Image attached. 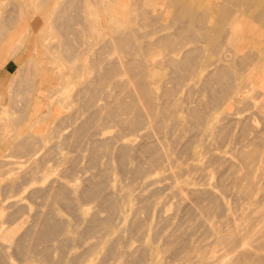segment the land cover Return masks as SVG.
I'll return each instance as SVG.
<instances>
[{
  "label": "bare ground",
  "instance_id": "bare-ground-1",
  "mask_svg": "<svg viewBox=\"0 0 264 264\" xmlns=\"http://www.w3.org/2000/svg\"><path fill=\"white\" fill-rule=\"evenodd\" d=\"M122 1L120 7L124 6L126 2L130 1L129 3H131V0ZM255 1L256 0H224L222 5L224 6L226 16L220 28L219 26H214L216 21L213 19V15L216 14H214V6L212 4L208 5V11L200 9L201 7L196 4V0H160L144 9L143 14L146 15L148 22L153 25V33L155 31L159 32L150 43L153 42L159 46H166L172 43V46H170L168 50V54H166L167 57H164V60L168 67L170 66L169 68L172 69V78L175 82V86H161V88L153 87V81L150 83L147 79L150 74V69L148 68L149 63H147L144 58L135 56L136 50H146L148 44L145 45L138 41L139 36L134 32L135 29L132 28L133 26H130V17L128 16L129 19L125 18L128 14L123 18L122 22H120L121 19H118L116 25L111 29L112 32L106 44L104 43L103 46L101 44V46L98 45L94 47L90 46V43L95 42V38L91 39L90 36L93 35L92 33L95 34V32H91L89 20H84L83 25L81 24L79 1H61V5L57 8V17L55 19V26L53 27L58 30L57 32H59L61 39L56 46L54 45V49L57 50L61 59L70 63L69 67L71 71L74 70V72L76 71L77 74L79 73L80 76H83L93 69L94 74L91 73L92 76H88L87 73V77L80 80L79 86L73 92V96H76V98L71 96V99L75 98L73 100L74 103H76V101L78 102L76 99H79L80 102L78 103H81V105L76 107H78V111L82 107L84 110L82 114H85V116L84 118H80L81 120L79 116L75 117L74 115L76 114L74 113L77 109H75L74 105H72L74 106V108H72L73 110L71 108L68 109L69 111L71 109L74 115L69 111V113H66L69 115L71 114V117L74 121L76 120L75 122L77 123L70 126L72 128H70V130L68 129L69 132L67 131L68 134L66 133V136H64L65 133L61 135V138L58 139L59 145L57 144V148H65L67 144L70 146H78L82 141H85L84 143H86L87 146L86 150L88 151V156L85 157L88 158V165L91 168L90 170L87 169V167H85L86 163L82 165L86 170H89L90 173L92 171L93 173L91 176L87 174L88 177L85 176V178H80V182H76L74 185H70V183L67 182L70 178H67L68 180L65 182L61 181V179H55L52 184L47 181L48 183H46V185L48 186V184H50L48 186V192H46L47 190L44 187H42V189L44 188L45 191L43 190V192H41L40 188L37 189V186H32L33 188L35 187L34 190H36V192H33L34 190L32 187L31 189L33 191L30 192L36 193L38 198L40 192V196L43 195L42 193H44V195L47 194L48 197L46 198H48L47 202L49 207L46 204L48 208L44 209V206L41 205L43 209L39 211L33 207L36 213L33 214V211L32 213H28L31 214L29 217L30 219L32 217V220H28L27 215L22 216L27 219L24 220L23 218V220L21 219L22 221H27L31 224H29L22 233H19L20 235L15 234L17 236L16 238L12 235L11 244L9 245V251L13 249L11 253L14 252L18 256H24L27 252H30L27 244L28 238L31 237L35 239L33 240L35 245L41 243L44 245V248L41 250L36 246L31 249L32 252L40 251L42 253V256L35 260V264H86L91 247L99 246L103 241L102 238L110 234L111 227L114 226L116 222V217L123 211L131 210L133 212L134 222L137 227L141 228L146 224L147 218L161 215L162 211L166 209L167 203L170 202L175 204L176 210L178 209L184 212L183 215L186 219L192 220L198 217L202 218L201 222L205 225L203 226L205 238L203 247H207V251H205V255L202 259V264H264V133H262L264 130L260 133V127L258 129V127L250 121L252 117L251 112L249 113L250 115H246L248 114L246 113L245 116L237 117L239 128L242 127L240 129L241 131L239 130V135L234 134L241 139L239 138V140L233 136L234 140H238L237 142L240 141L239 144L237 143L238 150L234 153L233 157L224 159H222V154L212 153V144L209 143L208 140L214 137L216 143L220 144L219 139L222 138L223 142H228L232 138L231 136L229 138L231 134L224 132L227 125L218 124L217 119L220 118L223 113L231 109V104H236L237 102L246 103L245 106L249 104L250 98L248 91L251 90V87L248 86V83L254 81L257 77L259 79L258 88H260L256 89V93H260L258 96H263L259 98H264V77H262L258 71L249 76L251 73L249 70V67H251L250 64L253 65L257 55L255 56L252 49L248 51L246 48L247 51H244L245 47L250 46L253 41L255 42L257 36L259 39H264V27L261 28L262 30H258L253 23L255 20H248L245 16V10ZM127 6L128 5H125L124 7ZM191 15H193V19L190 18ZM263 15L264 11L260 13V17L256 20H261V16ZM164 16L168 19L170 18V21H167V24L165 23L166 21L162 22V24L164 23L163 25L157 23L159 18ZM186 16H189L188 20L187 18L185 19ZM125 19L129 24L124 21ZM223 26L227 27L225 33L223 32ZM26 34L27 32L21 34L20 39L24 40ZM84 35H87L88 40L84 39ZM12 39L13 37L10 38V42ZM190 41H202L206 43L208 51L216 55V59L208 63L205 60L207 59L205 56L204 59L202 58L203 55L201 53L203 52V44L188 46ZM56 42L58 41L56 40L54 43L56 44ZM222 45H228L226 51L221 50ZM113 46L120 50L121 54L117 59H113V57L107 59L108 56L104 57L105 53L106 51L110 52L109 50H112ZM230 47H232L233 50ZM4 51L5 48L1 47L0 52ZM90 53L93 54L91 59L89 57ZM76 60H79L80 64L79 61H77L75 65ZM89 61H91V63H89ZM250 61L252 63H250ZM256 61H258L257 65H260L261 62H259V58H256ZM34 63V56L30 54L19 66L17 71H15L17 73V78L15 79L12 77L13 80H10V82L12 81V87L10 85L7 86H10L14 91L12 93V89L8 88L11 93L9 96L10 98H8L9 104L7 103V107L12 105L14 110L16 108V110H20L19 113L22 112L20 113L22 116L26 115L25 113L23 114V112L30 107V109L26 111L27 115L30 116V114H34V116L26 126L21 123H19L18 127L15 125L14 135L10 134V137H4L3 135L5 132L0 135V149L1 145L7 140L11 142L8 147L9 153L2 155L3 153H1L0 150V167L5 165V163H12L9 160L11 159L10 156H30L35 153L34 149L36 150L38 148L33 146H36L34 143L38 140L39 146L41 147L40 138L42 137L37 135V132H33L39 129L38 127L36 128V124L39 121V112H33L31 107L34 93L39 89L46 88L45 86H47L49 82L45 79V72L41 77L40 83L37 84L36 73L32 72V68L37 67H33ZM88 63L91 64L92 67L89 66ZM89 67H91L90 71H88ZM47 70L51 71L49 68ZM246 70L250 71L248 74L250 79L240 83L243 77L242 73H244V71L246 73ZM261 70L264 71V69ZM140 71L141 73L139 74ZM31 72L35 75H32ZM117 73H125L127 77L136 73L137 78L133 81L134 83L129 78L127 80H114ZM51 79L54 78L51 76ZM188 79L200 85L199 88H185L187 89L185 91L188 93L193 88L196 92L197 99H195V96H190V94L195 95L192 91L189 93V98L177 95L178 91L181 90L179 87ZM108 83L116 85L115 87H117L118 90L114 95L110 93L112 96L109 97L111 98H105L104 101L106 103L104 105H102V102L99 103V106H102L101 108L98 106L96 100L99 96L104 99V97L100 95L103 91L106 92L105 94L107 95L108 89H104ZM198 91L206 94V97L198 98L199 93H201H198ZM75 93L76 95H74ZM185 96H188V94ZM191 98L194 99L190 100ZM2 99V93H0V105H3L1 104ZM71 99H69V101ZM16 100H18V102H16ZM257 101L258 103L254 101L257 104L253 103V107L255 106L253 114H258L264 119V110L262 109L264 104L262 103L263 107L261 108L259 100ZM14 104H16L17 107L14 106ZM3 106L5 107V105ZM240 106H237V108H240ZM245 106L243 107L245 108ZM92 107L94 108L91 109ZM243 107L240 110L244 109ZM256 107H258L259 110ZM12 108L10 107V109ZM63 117L66 116H62L58 119H62ZM19 118L22 119L20 115ZM76 118H78L79 121H77ZM11 120L18 122L19 119L11 118ZM73 120H71L72 123ZM40 121L42 120L40 119ZM7 122V124L2 125H8L9 121ZM56 122L62 123L61 120ZM12 123L14 126L15 123ZM240 123L242 125H240ZM63 124L64 122L61 124L60 128ZM65 124L67 125V123ZM57 125H59V123ZM107 125L116 127V133L114 132L116 135L114 134L111 136L108 134L106 137L99 135L102 133L103 127ZM7 127L1 129L6 131L4 129ZM262 127L261 129H263ZM57 130L55 131L57 132ZM250 130L253 131V135L255 134V136L248 135ZM39 132L40 131H38V133ZM35 135H37L38 140H35ZM54 136L56 137L57 135ZM64 137L65 139L63 140ZM58 140L54 138L53 141L56 143ZM114 140L116 144H114ZM52 145L48 146L55 149L54 145ZM48 146H43V149H48ZM81 146H83V144L78 146L79 149ZM79 149L77 151L81 152V149ZM68 150L71 151V153L72 150L74 152L76 151L72 149V146L68 148ZM46 151H49L50 154L52 153L49 149ZM42 152L39 155L40 157L45 154L49 155V157L45 155V161L50 158L49 153L44 152V154ZM58 152L59 151H57V153ZM66 152L64 151L63 155H65ZM68 153L66 155L67 159L70 155ZM75 154L80 157V154L76 152ZM72 155L74 154H71V157H73ZM206 155H209L207 163L219 161V165L222 166L221 170L217 173L216 181H212L214 175L210 171H206V166L199 163V160ZM39 156L36 157L38 158L37 160L40 159ZM104 156H106L105 161L102 160ZM4 157H6V159ZM52 157L54 158V156ZM55 158L57 157L55 156ZM63 158L64 157L61 156L59 159ZM42 159L44 160V156H42ZM42 159H40V162H43V165H45ZM67 159L64 160L65 163L63 160V163H60L63 166L68 161L66 165L68 167L67 171H62L61 173L63 175L67 173L66 175L70 177L74 175L76 171L75 161L77 159L79 160V158L74 155L72 158L74 161H71L70 164L69 161L71 158L69 160ZM78 160L76 162H78ZM12 161L15 160L12 159ZM23 161L25 162V160ZM53 161L51 162V166L53 165ZM62 161L59 160V162ZM38 162L33 160V166L35 165L34 163L39 165L40 162ZM172 164L174 165V169L169 175L174 177L173 184L166 182L164 185L156 184L147 189H136V186L139 185L136 179L141 180V178L146 177L149 173L166 169L167 166H171ZM78 165L80 166L81 164ZM79 166L77 168H81ZM39 167L44 168L42 166ZM63 167L65 168V166ZM12 168L13 167L10 169ZM34 169L35 167L33 168V172L35 171ZM9 170L5 171L7 172ZM25 170L29 171L28 168ZM83 170L84 168L82 171ZM30 171L27 172L29 174L25 175L38 178V174L33 176V172L30 174ZM17 174H20V172ZM22 174L20 177H22ZM119 174L120 176L126 175V178H129V182H125V184L122 183V176L119 177ZM25 175H23L25 177H23L24 181H28ZM12 176H14V173ZM74 176L77 177L79 175ZM60 177L66 180L67 176ZM161 179L162 176H158L157 179L151 180L152 182L148 180V183L161 182ZM133 181L137 182L134 186L131 184ZM8 183L10 182L7 181V183H2V186H8V189L12 188L11 192L13 193L14 187H16V189L20 188L17 187L20 186L18 184L19 182L17 186L16 184L11 186L12 184L9 185ZM146 183L147 182L144 184L147 185ZM38 187L40 186L38 185ZM166 188H170L171 193L165 194L164 190ZM31 189H28L27 192ZM37 190L40 192L38 193ZM0 191V195H4L5 192H8V190L5 191V189V192H3L2 189ZM2 195L1 197L3 198L4 196ZM25 195L23 194V196ZM30 195L33 196L35 194ZM44 197L41 196V198ZM31 200L28 202L32 203L35 201ZM9 201L11 202V200ZM9 201L6 205L10 203ZM21 201L15 203L19 204L16 208H13L16 205L12 206L13 211L16 210L21 213L22 209L20 210L19 208H23L25 205L23 204V206H21ZM85 201H95L98 206H100V209L107 211L106 215L101 216L98 211L95 210L90 215L86 216L85 209L82 207ZM47 202L45 200V203ZM56 204L59 208L62 207L73 213L77 217L78 223L81 225L75 229L73 242L80 243L85 238L92 236L97 237L98 241L92 244L90 248L87 247L81 252H74L73 256L69 257L67 254V242L70 240L67 235L69 224L66 219L60 215L59 210L56 209ZM11 205L9 206L11 207ZM36 206L37 204H35V207ZM10 210L9 208V210L6 211L8 212ZM13 211V215H9L11 213H8V216L4 215L3 219L9 220V217L11 218L12 216L13 218L11 219H14V217H17L15 214H20L16 211H14L16 212L14 214ZM22 211H24V209ZM24 212L26 213V211ZM142 212L146 213L145 218L141 216ZM3 219L2 222H4ZM9 221L12 222L13 220ZM9 221L6 223V226L11 223ZM197 229L198 226L194 224L182 231H174L172 235L166 236L163 249L170 252L172 257L181 259L180 263L183 264L190 259L197 258L198 256L194 255L195 252H192V246L191 243H189L190 235ZM6 230L9 229L6 228ZM59 236L60 242L56 248L58 250V257H55L52 255L53 248L50 247L49 243L53 242L54 239ZM104 242L105 255L107 258L112 259L111 264H149L151 248L140 247L138 249H133L129 246H124L120 236L106 238ZM73 245L74 244H72V246ZM4 251L6 252L7 250ZM199 251L200 250H198V252ZM5 252L0 256V264H8V256Z\"/></svg>",
  "mask_w": 264,
  "mask_h": 264
},
{
  "label": "rangeland",
  "instance_id": "rangeland-1",
  "mask_svg": "<svg viewBox=\"0 0 264 264\" xmlns=\"http://www.w3.org/2000/svg\"><path fill=\"white\" fill-rule=\"evenodd\" d=\"M61 1L62 0H0V44L6 43V45H3L2 47L7 49V51L4 52V54L3 53L2 54L4 56L9 55V58L7 60H4V59L2 60V58H0V73L2 71L3 72L7 71V72H5V75L0 78V92L2 93V98H3L1 100V104L5 105V107L3 105H0V135H2L4 132H5L3 135L4 137L5 136L10 137L11 135H14V133H15L14 128L16 126L18 127L19 123L24 124L26 126L30 123L31 118L34 116V114H30V116L27 115L26 111H28L30 109V107H29V109L25 110V112H23V114L24 113L26 114L24 116H22L20 114L22 112L19 113L20 110H16V108L14 110V108H12V105H9V107H7L9 104L8 98H10L9 97L10 93L14 92L13 89L11 88L12 87L11 86L12 81L10 82V80L12 79V77L15 79L17 78V73L15 71H17L19 66L27 59V57L30 54H32L34 56V61H35L34 64L35 65L33 64V67L37 66V67H34L35 69L32 68V72L36 73V75L31 72L32 75H35L37 77L36 78L37 82H38L37 84L40 83L41 77L45 72H46L45 73L46 74L45 79L49 82V84H47V86H45L46 88L39 89L38 91H36L34 93V100L40 101L41 106L39 109V116H38L39 121L36 124V128L38 127L39 128L38 131H40V132L39 133H38V131H33V132L34 133L37 132L36 134L40 135V137H42V138L39 137L40 141H41V147L39 146L38 137H37V135H35L34 136L35 140L36 139L38 140V141H36V143H34V145H36V146H33L35 148H38L36 150L33 148L35 153L31 154L30 156H28V155H21V156L16 155L15 157L10 156L11 159H9V160L12 163H8V164L5 163V165L0 167V172L2 170L1 175H0V182H1L0 190L2 189L3 192L8 190V192H5L4 195L1 194L2 196H4L3 198L0 195V256H1V254H3L5 252L4 250H7L5 252V254L7 253V256H8L7 257V263L8 264H35V262H36L35 260H37L39 257L42 256V253L40 251H38V252H32L31 251V249L34 246H36L40 250L44 248L43 243H41L39 245H35V242H33V240H35L34 238H31V237L28 238L27 247H29L30 252H27L24 256H18L14 252L11 253L13 249L11 251H9V249H10L9 245L11 244L12 235H14V238H16L17 236L15 234L20 235L19 233H22V231L29 224H31L30 222L26 221L27 222L26 223L25 221H22L23 218H24V220H27V219H25V217H22V216L27 215L28 220H32L33 218L31 217V219H30V217H29V216H31V214H28V213H32V211H33V214H35L36 210L34 208L38 209V211H39V210L43 209L42 208L43 206H44V209L49 207V204L47 202L48 198H46V197H48L47 194L44 195V193H42L43 195H41V196H43V197L45 196L44 198H41V196H40V194H41V192H43L44 188L47 190L46 192H48V189H49L48 186L50 184L54 183L55 179H58V180L61 179V181L65 182L68 180L67 178H70L67 182L70 183V185H74L76 182L77 183L80 182V180H81L80 178H85V176H87V174H88V176H91V174L93 173L92 169H94V168H92L91 169L92 172L91 173L89 172L91 167H89V165H88V158L85 157V156H88V153H87L88 151L86 150L87 146H86V143H84L85 141H82L83 143L81 142V144H83L84 147L83 146L80 147V149H81V152L79 151L80 153L77 150L79 149L78 146H80L81 144L78 146L77 145H71L72 149L76 150L75 152L80 154V157H78V155H76L73 150H72V153H71V151L68 150V148H71V146L69 144H67V145L65 144L66 145L65 148H61V149L57 148L59 145L58 139L61 138V135H63L65 133L64 136H66V133L68 134V132H69L68 129L70 130V128H72L70 126L72 124L77 123V122H75L76 120L74 121L73 118L71 117V114H72L71 109L74 108V106H75V109H77L78 107H76V106L81 105V103H78V102H80L79 99H76V100H78V102L75 100L76 103H74L73 100L76 98V96H73L74 90L77 89V87L79 86L80 80H82V78L84 79L85 77H87L86 76L87 73H88V76H92L91 73L94 74L93 69H91V71H90V68L92 67V65L89 63H91V61H89V63H88V65L91 66L88 69V71H90V72L85 73V75L80 76L79 73L77 74L76 71H75L76 73L74 72V70L71 71V69L69 67L70 63L68 61L66 62L65 60L61 59L58 55L57 50L54 49V45L56 46L57 43H59V41L61 39L59 32H57L58 30L53 28L55 26V19L57 17V8L61 5ZM78 1L80 3V10H81V24L83 25L84 20L85 21L89 20L91 32L92 31L95 32V34L94 33H92V34L96 35V36H93L92 34H90L92 36L89 35L91 39L95 38V42L90 43V46L97 47L98 45L101 46V44H102V46H103L104 43L106 44L109 41L110 33L112 32L111 29L113 28L114 25H116V23L118 22V19L119 20L121 19L120 22H122L123 18L128 14L125 18L129 19V17H130V21H131L130 26H133L132 28L135 29L134 32L139 36L138 41L141 43H144L145 45L148 44L146 50H142V51L136 50V52H135L136 57L144 58L147 61V63H149L148 68L150 69V74L147 77V79L150 81V83L153 81V83H152L153 87L161 88V86H175V82L172 78V72H171L172 69L169 68L170 66L168 67V65L165 63V60H164L167 57L166 54H168V50H169L170 46H172V43H170L169 45H166V46H159L157 44H154L153 42L150 43V41H152V39L157 34H159V32L155 31L153 33V31H154L153 25L150 22H148L146 15L143 14L144 9H146L147 7H150V5L152 3L159 2L160 0H131V3H129L130 1L126 2L125 5H128L127 7H124L125 5L120 7L122 0H78ZM125 1H127V0H123L122 2H125ZM223 2H224V0H198V2L196 0V4H198L201 7L200 9L208 10V8H209L208 5L212 4L214 6L213 10H214V14H216V15H213V19L216 21V23H214L215 24L214 26H216V27L219 26V28L223 24V22H224L223 19L226 16V12L224 11L225 10L224 6L222 5ZM263 11H264V0H256L250 7H248L245 10V16L248 18V20L249 19L255 20V21H253V20H251V21H253L255 28H257L258 30L264 27V23H263L264 22V15L261 16L262 17L261 20H259V21L256 20V19H258V17H260L259 15H260V13H263ZM186 18L188 20L189 16H186L185 19ZM190 18L193 19V15H191ZM169 19L166 16H164L162 18H159V21L157 23L162 24V22L166 21L165 23L167 24L168 23L167 21H170ZM124 21H126V19ZM226 31H227V27H224L223 32L225 33ZM25 32H27V34L25 36L26 38L24 40H21L20 35L24 34ZM11 37H13V39L10 42ZM83 37H85L84 39L88 40L87 35L86 36L84 35ZM19 39L21 40V42ZM255 39H256L255 42L253 41V43H251L250 46L245 47L244 51H247L246 48L248 49V51H251V49H252L255 56L257 55L256 58H259V62H261V63H260V65H257L258 61H256V58H255V62L253 63V65L250 64V63H252L250 61L249 64L251 67H249V70L251 71V73L249 70H246V73L244 71V73H242L243 77H242L240 83L248 81L250 79L249 76H251L256 71H258L262 75V77H264V71L261 70V69H264V64H263L264 63V39H259L258 36ZM56 40L58 42H56V44H55L54 42ZM52 42H53V45H52ZM196 44H200V45L203 44V46L205 47V49L203 47V52L201 53L203 56L202 55L201 56L203 59L205 56V58H207L205 60L208 63H209V61H211V60L213 61L216 59V55L211 54L207 49L208 46L206 45V43H204L202 41L201 42L200 41L199 42L190 41L188 46H194ZM245 46H246V44H245ZM112 48H113L112 50H109L110 52L106 51V53H105L104 57L108 56L107 59L112 58V57H113V59L114 58L117 59L118 56H120V54H121L120 50L116 49V47L113 46ZM227 48H228V45H222L221 46V50L226 51ZM230 48L232 49V47H230ZM231 53H233V52H231ZM3 55L1 57H3ZM89 57L91 59L93 57V54L90 53ZM205 60H203V61H205ZM77 61H79V60L75 61V65L77 64ZM252 61H253V58H252ZM79 64H80V61H79ZM48 68L51 71L47 70ZM33 69L36 71H34ZM140 73H141V71L139 72V74ZM248 74H249V76H248ZM51 76L54 79H51ZM128 78L131 79V81L133 82L137 78V74L134 73V75L127 77V75L125 73H120V74L117 73L116 77H114V80H121V79L127 80ZM258 80L259 79L257 77V78H255L254 81H251L250 83H248V86L251 87V90L248 91L249 98H250L249 99L250 101L248 104L249 106L248 105L245 106L246 103H242V102H237L236 104H231L230 105L231 109H229L228 112L223 113L222 116L217 119L218 124L221 123V124L227 125L224 132L231 134V135H229V138H230V136L232 137L231 138L232 140L230 139L228 142L227 141L223 142L222 138L219 139L220 144L216 143V140L214 137H211L208 139L209 143L212 144V153L222 154V159L233 157L234 153H236L238 150V144L240 141L237 142L238 140H234L233 138L234 137L238 138L237 135H239L238 133L241 131L240 129L242 127L239 128V123H237V117L245 116L246 113H248L246 115H250L249 113L251 112L252 117L250 118V121L254 125H256V127H258V129L260 127V129H259V130H261L260 133L262 132V130H264V127H262V126H264V123H263L264 119L261 116H259L258 114H253L254 113L253 110L255 107V106L253 107V105H254L253 103L257 104L258 103L257 100H259V104H261L260 105L261 108L264 106L263 105L264 102H262V101H264V98L263 99L259 98L262 95L258 96V94H260V93H258V94L256 93V89L258 88V85H259ZM8 85H10L11 87L10 86L7 87ZM115 86L116 85H113V83L106 84L104 90L108 89L107 90L108 96L105 94L106 92L103 91L100 95H102V97H104V99L101 98V96H99L96 100L98 106H99L100 102H102V105H104L106 103L104 101L105 98L106 97L111 98L109 96H112L111 94L114 95V93L117 92L118 88ZM191 87L199 88L200 85L198 83H194L193 80L188 79L185 81V83L182 86L179 87L181 90L178 91L177 95L184 96V98L185 97L189 98V93H191V91H192V92H194L195 95L190 94V96L191 97L195 96V99H197L196 92L194 91L193 88L189 91V93L187 91H185V90H187L185 88H191ZM8 88L12 89L11 92L9 91ZM196 91H197V89H196ZM185 92H187V93H185ZM199 92H201V91H198V93ZM104 94H105V96H104ZM186 94H188V96H185ZM74 95H76V93ZM71 96H73L75 98L72 97L73 99H71ZM205 97H206V94H204L202 92L199 93V95H198V98H205ZM69 99H71L70 100L71 103H70ZM193 99L194 98H191L190 100H193ZM254 101H256L257 103ZM16 102H18V100H16ZM19 103H20V101H19ZM16 104H14V106L17 107ZM72 105H74V106H72ZM240 105L242 107L245 106V108L243 107L244 109H242L243 111L240 110L242 108ZM237 106H240V108H237ZM10 107L12 109H10ZM99 107L102 108L101 105ZM69 108H71L70 111L68 110ZM93 108L94 107H92L91 109H93ZM256 108L258 109V107H256ZM79 109H80V107H79ZM262 109L264 110V107ZM68 111L71 112L70 115L68 114L69 113ZM79 111H80V113H79ZM79 111L77 109V111H75V113L73 112L77 116L74 114H72V115H74L75 117L79 116V119L84 118L85 114H82V112L84 111L82 109V107ZM66 112H68V113H66ZM13 114H15V115H13ZM19 115L22 117V119L19 118ZM62 116H66L63 118H66L67 120L63 119V118L58 119V118H61ZM75 117H74V119H75ZM11 118H13V119L15 118V119H19V120H18V122H16L14 120H11ZM69 118L71 120H73V123L71 122V120ZM40 119L42 121L43 120L44 121L42 122V121H40ZM76 119H77V121H79L78 118H76ZM58 120L59 121L61 120L62 123L64 122V124L67 123V125L65 124L66 125L65 126L63 124V126H65V127L62 126L60 128L62 123L56 122ZM7 121H9L8 125H6V126L2 125V124H7L8 123ZM12 122H14V123L16 122L18 124L15 123L13 126ZM55 122H56V124H55ZM58 123H59V125H57ZM24 125H23V127H24ZM240 125H242V124L240 123ZM4 127H7L4 129L6 131H3L1 129ZM55 127H57V128H55ZM261 127L263 129H261ZM43 128H45V129H43ZM54 129L55 130L59 129V130H57V132H56ZM116 130L117 129L115 126H108L107 125L106 127H103V129L101 131L102 133H100L99 135L102 137H106L108 134L112 136L116 133L115 132ZM259 130H258V132H259ZM50 131H52V132H50ZM262 133H264V132H262ZM53 134L57 135V136L55 137ZM234 134H237V135L235 136ZM257 134H259V133H257ZM248 135L252 136L253 131L250 130L248 132ZM111 136H109V137H111ZM253 136H255V134ZM241 137H242V135H241ZM54 138H56L58 140L56 143H54V141H53ZM64 139H65V137L63 138V140ZM10 144H11L10 140H7L3 145H1L0 150H1V153H3L2 155L9 153L8 147L10 146ZM52 144L54 145L55 149H52V147H50ZM60 144H61V142H60ZM114 144H116L115 140H114ZM48 145H50V146H48ZM43 146H48L47 148L49 150H51L52 153L50 154L49 151H46L48 149H43L44 148ZM82 147H83V149H82ZM55 150H57L59 152L57 153V151H55ZM64 151L65 152L67 151L65 153V155H63ZM68 151H69V153H68ZM41 152L42 153H44V152L49 153L50 158L46 159V161H45V157L46 156L49 157V155L44 153L46 156L42 155V156H44V160H43L42 156L41 157L39 156L41 154ZM67 153L70 154L68 159L66 158ZM71 154H74L75 157L79 158V160L77 159L78 162H76L77 160L75 161L76 171H75L74 175H79L81 177H79V176L76 177L74 175L68 177V175H66L67 174L66 172H65L66 173L65 175H63L61 173L62 171H67V168H68L66 166L68 163L67 160H69L71 158L69 161V164L71 161H74V159H72L74 157V155H72L73 157H71ZM85 154H87V155H85ZM37 156H39L40 159H42L44 161V164L46 166L43 165V162H40V159L37 160L38 159V158H36ZM52 156H54V158ZM55 156L57 158H55ZM61 156H63L65 159H67L66 160L67 163L65 165H63V166H65V168L62 166V164H60V163H63V161L65 160L64 158H63L64 160L59 159V158H61ZM51 157L54 159V161ZM105 157L106 156H104L102 158V160L105 161ZM4 158L6 159V157H4ZM85 158H86L87 162L85 161ZM12 159L15 161H12ZM58 159L60 161H62V160L63 161L59 162ZM207 159H209V155L203 156V158H201V160H199V163L206 166V171H210L214 175L212 178V181H216L217 173L221 170L222 166L219 165V161H211V162L207 163ZM23 160H25V162ZM33 160L36 162L39 161L41 164L38 162L39 165L34 163L35 165L33 166V164H32ZM51 160L53 161L52 166H51V162H52ZM57 162H59V163H57ZM64 163H65V161H64ZM83 163H86L85 167H87V169H89V170H86V168L83 167V165H82ZM27 164H28V166H27ZM78 164H81V165L79 166ZM10 166L13 168L10 169L11 168ZM39 166H42L44 168H41ZM78 166L81 168H77ZM31 167H33V168L35 167L34 172H33V168H31ZM27 168L29 169V171L31 170L30 174L33 172L32 173V174H34L33 176H36V174H38V178L37 177L32 178L31 175H29V176L25 175V174H29V173H27L29 171L25 170ZM62 168L65 170H63ZM83 168H84V170L82 171ZM79 169H80V171H79ZM173 169H174V165L172 164L171 166H167L166 169L157 170V171H153V172L149 173L146 177L141 178V180L136 179V181H138V183H139V185L136 186V189L137 190H140L142 188L147 189V188L152 187L153 185L155 186L156 184H159V185L163 184L164 185V183H166V182L173 184L174 183V177L172 175H169ZM5 170H9V171L6 172ZM45 170H48V171H45ZM18 171L20 172V174H17V173H19ZM13 173H14V176H12ZM57 173H60V174H57ZM21 174H22V177H20ZM23 175L27 176L26 179H28V181H24L25 177ZM82 175H84V176H82ZM9 176H10V178H9ZM54 176H56V177H54ZM60 176H63V177L67 176L66 180L64 178H63L64 179L63 180L62 177H60ZM121 176L119 174V177L122 178V179L120 178L123 181L122 183L125 184V182H127V183L129 182V178H126L127 177L126 175H121ZM158 176H162L161 182L160 181L159 182L154 181L155 183H152V184L148 183L149 181L152 182L154 179H157ZM49 180H52V181H49ZM7 181L10 182V183H8L9 185L12 184L11 186H14L15 184L17 186L19 184L20 186H17V187H20V188L16 189V187H14L13 188L14 193L11 192L12 188L8 189L7 188L8 186L7 187L5 185L2 186L3 185L2 183H7ZM47 181L49 183L51 182L50 184H48V186L46 185V183H48ZM144 181L147 182L146 183L147 185L144 184L145 183ZM135 183H137V182L133 181L131 184L134 186ZM38 185L40 187H38ZM142 185L143 186L145 185L144 186L145 188ZM32 186H37V189L38 188L41 189L40 190L41 192L39 190H37L38 193L40 192L39 198H38V195H36V193H31L35 189V187L33 188ZM31 187L33 188V190L31 189ZM42 187H44V188L42 189ZM4 189H5V191H4ZM28 189H31V190H29V192L31 191L30 194H35L36 196L33 195V196H35V197H33L32 195H30L29 192H27ZM16 190H18V191H16ZM33 192H36V190H34ZM164 192H165V194H169V193H171V189L166 188L164 190ZM0 193H1V191H0ZM10 193H12V194H10ZM23 194L24 195L26 194L27 196L26 195L25 196L27 198L25 196H23ZM30 196H31V199H32V197H33V199L35 198L34 199L35 201L33 199L31 200ZM9 200H11V202ZM30 200L34 201V202L29 203L28 201H30ZM45 200L47 203H45ZM8 201L10 203H8L6 205V203ZM18 201H21V203H20L21 206H23V204L26 205V206L24 205V207H26V208L20 207L19 209L20 210L24 209V211H26L27 214L22 210H21V213L19 211L14 210V211L20 213L19 215H18V213L15 214L16 212L13 211V208H16L17 205L19 206V204H15V203H18ZM1 203H2V205H1ZM11 204H13V205H11ZM35 204H37L36 207H35ZM46 204L48 205V207ZM9 205H11V207ZM14 205H16V206L12 208V206H14ZM41 205H43V206H41ZM82 207L85 209V215L86 216L90 215L95 210H97L101 216H105L107 213L106 210L100 209V206H98V204L95 201H85L82 204ZM6 208H8V209H6ZM9 208L11 210L7 212L6 210H9ZM56 209L59 210L60 215L64 219H66L67 223L69 224L68 229H67V235L70 239L69 242H67L68 243L67 254L69 255V257L73 256L74 252H81L87 247L90 248V246L92 244H94L96 241H98L97 237L92 236V237L85 238L80 243L73 242V237L75 236V229L77 227L81 226L76 219L77 217L73 213L67 211L66 209H64L62 207L59 208L57 204H56ZM12 211L14 212V214L17 217L16 218L14 217V219H11V218H13V216L11 218L9 217V220H13L12 222L9 220H4L3 216L4 215L8 216V213H11L9 215H13ZM183 213H184L183 211H180L178 209L176 210L175 204L168 202L166 205V209L162 211L161 215H156V216L147 218L146 224L140 228V227H137L136 223L134 222L133 212L131 210L123 211L121 214H119V216L116 217V219H115L116 222H115L114 226L111 227L110 234L108 236L102 238L103 241L101 242V244L99 246L91 247L90 255H89L88 260L86 261V264H111L112 259L107 258L105 255V248H104L105 242H104V240H106V238L115 237V236H120L122 238V243L124 246H129L130 248H133V249H138L140 247L151 248L150 255H149V257H150L149 264H183V263H180L181 259H176V258L172 257L170 252L163 249L164 243H165V238H166V236L172 235L174 233V231H182L184 229L191 227L194 224L198 226V229L193 234L190 235L189 243H191L192 252H195L194 255L198 256L197 257L198 259L197 258L190 259L189 261H186L185 264H202L203 256L205 255V251H207V249H206L207 247L206 248L203 247V245L205 243L203 226H205V225L202 224V222H201L202 218L201 217L189 220V219H186L184 217ZM141 216L145 218L146 213L142 212ZM215 218H217V217H215ZM2 219L4 220V222H2ZM8 221L11 223L7 224V226H6V223H8ZM13 225H14V227H13ZM6 228L9 230H11V229H13V230L9 231V230H6ZM6 231H8V232H6ZM59 239H60V236L57 237L56 239H54L53 242L49 243L50 247L53 248L52 255L55 257H58V250L56 248L59 245V242H60ZM72 244H74V245L72 246ZM198 250H200V251L198 252ZM8 251L11 254H9Z\"/></svg>",
  "mask_w": 264,
  "mask_h": 264
},
{
  "label": "crops",
  "instance_id": "crops-1",
  "mask_svg": "<svg viewBox=\"0 0 264 264\" xmlns=\"http://www.w3.org/2000/svg\"><path fill=\"white\" fill-rule=\"evenodd\" d=\"M3 45H6V43H4V44H0V51H1V47L3 46ZM7 51V49H5V51L4 52H6ZM4 52H0V58H2V60L4 59V60H7L8 58H9V55H3L4 54ZM3 53V54H2ZM3 55V57H1ZM19 60V59H18ZM5 72H7V71H5ZM5 72H1L0 73V78L1 77H3L4 75H5ZM3 81V80H2ZM2 83V82H1ZM1 93V92H0ZM32 108H31V110H33V112L34 111H38L39 112V109H40V106H41V102L40 101H38V100H34V95H33V101H32Z\"/></svg>",
  "mask_w": 264,
  "mask_h": 264
}]
</instances>
